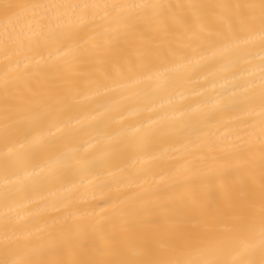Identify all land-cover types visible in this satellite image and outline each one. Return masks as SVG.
<instances>
[{"label": "snow or ice", "instance_id": "6c2138e0", "mask_svg": "<svg viewBox=\"0 0 264 264\" xmlns=\"http://www.w3.org/2000/svg\"><path fill=\"white\" fill-rule=\"evenodd\" d=\"M0 57V264H264V0H0ZM85 90L146 113L109 142L117 154L177 143L180 156L50 214L33 193L107 163H67Z\"/></svg>", "mask_w": 264, "mask_h": 264}, {"label": "bare ground", "instance_id": "6f19581e", "mask_svg": "<svg viewBox=\"0 0 264 264\" xmlns=\"http://www.w3.org/2000/svg\"><path fill=\"white\" fill-rule=\"evenodd\" d=\"M20 2H32V0H20ZM39 2L45 3H95L105 2V0H39ZM107 2H133V0H107ZM135 2H141V0H135ZM163 2H190V0H163ZM202 2H223V0H202ZM236 2V0H232ZM55 47V46H53ZM48 58L47 52L44 53V59ZM36 59H40L39 56ZM3 59L0 57V68H2ZM144 87V86H140ZM180 91H186L187 100H182L177 96V100L181 103L193 102L196 99V93L200 91V86L196 83L186 85L185 88ZM87 96L88 99H84ZM84 105L83 111L78 116V119L83 121L82 130L77 134L75 138V145H83L79 148L78 155L75 160L68 161L67 163H76L82 159H94L96 157H103L107 163L103 169L97 172L90 173L83 179L77 177L72 179L69 177L65 181L52 183L40 188L39 191L33 193V198L39 201L40 197L46 198L49 204V213H54L55 209L52 208V202L61 196H67L71 200L78 201L82 206H87L90 203L99 202L108 195V190L101 187V185L107 181H111V187L113 190L116 188H124V185L119 183L126 178H133L135 173L140 172L143 169H158L163 163L175 162L180 156L181 144H164L156 146H146L139 152L133 151L132 148H128L127 151L122 154H117V149L123 148L124 143L120 142L111 147L109 142L111 140L119 139L117 134L128 125L134 124L136 120L143 119L146 113L131 114L130 110H124L122 114H117L112 110H105L104 108H98V105H109L112 103L111 99L97 97L92 94L91 91L85 90L83 95L78 97ZM96 117L92 120L91 117ZM4 123V111L3 105L0 104V127ZM139 127V125H136ZM22 143V142H21ZM17 149L20 152H27V148L21 147L17 144ZM3 144L0 143V168L4 163ZM161 153L163 158L161 159ZM155 157V159H154ZM53 160L55 157L53 156ZM30 165L39 164L40 161H30ZM61 170L64 168V163L58 165ZM40 171L39 168L36 169ZM47 169H45V172ZM103 172V175L100 173ZM111 173V175H108ZM159 178V177H157ZM150 179V177L148 178ZM135 184H142L147 187L145 180L136 181ZM134 190H139L135 187ZM41 204L44 201H40ZM31 211L35 212L36 209L32 208ZM99 212V209H97ZM27 218V217H26Z\"/></svg>", "mask_w": 264, "mask_h": 264}]
</instances>
